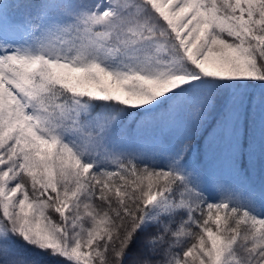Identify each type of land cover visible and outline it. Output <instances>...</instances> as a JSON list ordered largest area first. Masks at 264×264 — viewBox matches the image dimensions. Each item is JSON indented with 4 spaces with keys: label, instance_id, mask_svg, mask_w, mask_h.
Returning a JSON list of instances; mask_svg holds the SVG:
<instances>
[{
    "label": "snow or ice",
    "instance_id": "6c2138e0",
    "mask_svg": "<svg viewBox=\"0 0 264 264\" xmlns=\"http://www.w3.org/2000/svg\"><path fill=\"white\" fill-rule=\"evenodd\" d=\"M0 264H264V0H0Z\"/></svg>",
    "mask_w": 264,
    "mask_h": 264
},
{
    "label": "rangeland",
    "instance_id": "374dc122",
    "mask_svg": "<svg viewBox=\"0 0 264 264\" xmlns=\"http://www.w3.org/2000/svg\"><path fill=\"white\" fill-rule=\"evenodd\" d=\"M256 95H259V90H254ZM253 112V118L256 120V124H255V136H256V141H257V151H258V146H259V137H260V118H259V109L258 108H253L252 109ZM242 133L244 132V129L242 127L241 129ZM259 167L257 166V169L255 171V173L253 174V178L255 180H257V182L259 181Z\"/></svg>",
    "mask_w": 264,
    "mask_h": 264
}]
</instances>
